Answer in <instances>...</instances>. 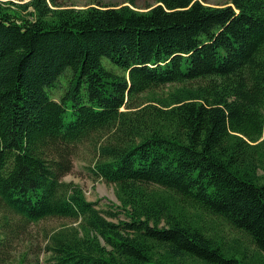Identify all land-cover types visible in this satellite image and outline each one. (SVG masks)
<instances>
[{
	"label": "trees",
	"instance_id": "1",
	"mask_svg": "<svg viewBox=\"0 0 264 264\" xmlns=\"http://www.w3.org/2000/svg\"><path fill=\"white\" fill-rule=\"evenodd\" d=\"M20 1L0 0V264L39 260L15 246L53 219L47 264H264V0ZM86 143L119 205L62 179Z\"/></svg>",
	"mask_w": 264,
	"mask_h": 264
},
{
	"label": "rangeland",
	"instance_id": "2",
	"mask_svg": "<svg viewBox=\"0 0 264 264\" xmlns=\"http://www.w3.org/2000/svg\"><path fill=\"white\" fill-rule=\"evenodd\" d=\"M17 3H21L20 0H15ZM132 1L134 6L139 10L146 8V0H67V5L75 8H84L93 3H102L106 5H120ZM229 0H209V3L213 6L225 5ZM104 63L108 67H112L108 64V59L104 58ZM69 78V74L64 75L58 81V87L51 91V95L54 99L60 100V97L66 90V80ZM94 150L89 144H82L76 148V154L72 157L73 168L71 172L63 176V180L66 182H74L80 185L85 191L86 197L89 201L97 202L100 209L108 208L112 203L119 205V201L116 196V187L113 184H107L100 179H96L91 173L90 169L94 163ZM4 213H0V217H3ZM64 224H68L64 219L46 220L35 225L27 227L23 236V243H18L17 251L25 250L27 247H31L35 252V258L39 257V260H34V264H47L45 261V253L43 251V245L45 243V235ZM234 232L225 230L224 235L227 239H230ZM10 264H16L12 262ZM26 264H32L28 261Z\"/></svg>",
	"mask_w": 264,
	"mask_h": 264
}]
</instances>
